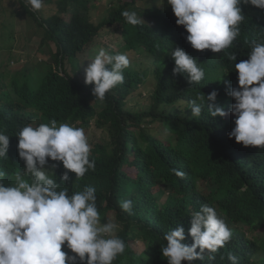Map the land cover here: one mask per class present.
<instances>
[{
  "label": "clouds",
  "instance_id": "clouds-1",
  "mask_svg": "<svg viewBox=\"0 0 264 264\" xmlns=\"http://www.w3.org/2000/svg\"><path fill=\"white\" fill-rule=\"evenodd\" d=\"M120 1L128 0H100V20ZM155 1L141 0L137 5L144 8ZM25 4L38 13L45 5L44 0H25ZM156 8L153 19L123 10L128 25L146 27L144 35L127 41L126 34L117 31L97 34L81 62L72 66L67 58L65 74L92 85L99 101L115 103L125 97L122 103L134 113L158 110L185 121L193 131H201L203 145L224 138L233 151L230 159L237 174L242 172L257 192L253 204L264 206V0H158ZM54 14L45 10L40 17L46 21ZM252 35L256 38L247 41ZM163 47H170L172 75L190 88L171 104L164 100L167 89L155 79ZM47 49L44 46L42 54ZM94 50L96 55L89 58ZM41 64L44 72L53 60ZM7 81L10 90L12 81ZM39 81L35 76L36 85ZM118 85L126 86L118 92ZM141 94L147 106L131 108V101L138 102ZM146 118L141 128L166 143L168 134ZM46 121L28 108H0V264H113L125 253L126 242L117 235L119 225L100 216L96 189L82 190L80 183L89 170H95L88 138L104 141L97 140L95 133H105L91 126L87 137L82 127ZM188 158L197 170L177 174L186 178L189 187H197L201 197L212 194L218 200L207 179V155L195 152ZM233 185L237 191L246 190ZM157 191L155 187L153 193ZM166 200L164 194L157 203ZM119 206L133 213L131 200H122ZM181 221L163 236L166 243L161 251L167 264L195 260L217 264L226 250L229 264H243L247 257L250 263L258 260L250 256L247 244L261 236L246 231L243 223L230 222L216 201L196 200ZM188 236L193 241L190 246L183 243Z\"/></svg>",
  "mask_w": 264,
  "mask_h": 264
},
{
  "label": "trees",
  "instance_id": "trees-1",
  "mask_svg": "<svg viewBox=\"0 0 264 264\" xmlns=\"http://www.w3.org/2000/svg\"><path fill=\"white\" fill-rule=\"evenodd\" d=\"M3 1L0 0V12L4 11ZM49 1L44 0L45 3ZM95 1L58 0L57 11L44 21L40 13L25 4V0H18L19 8H15L14 2L9 0V3L12 2L8 6L12 18H26L28 31L35 27L40 29L39 34L43 36L41 50L43 52L44 46L48 48L47 54L53 60V65L46 64V70L41 72V63L30 66L25 60L20 64L21 55L28 56L32 32L26 30L17 33L13 25L8 29L4 27L7 31L4 32L6 37L0 53L4 50L8 54L15 53L17 60L10 56L0 60L3 61L0 62V108L15 111L28 108L29 111L40 113L47 123L55 119L58 124L70 123L82 127L87 137L91 126L106 134L104 141L88 138L90 160H95V170H89L80 183L82 190L85 187L96 189L100 216L102 214L120 226L117 235L126 242V251L113 264H167L161 251L166 243L163 236L181 224L196 200L216 201L230 222L243 223L249 232L264 233V206L253 204L257 192L242 172L237 174L236 165L230 159L233 151L224 138L212 141L211 145H203L201 131H193L185 121L158 110L154 112L156 115L134 113L122 103L125 97L115 103L99 101L92 94V85H83L76 76L65 74L63 67L67 58L72 66L81 62L83 57L80 59V56L88 46H94L92 38L97 34L117 31L126 34L127 41L144 35L146 27L141 26L143 24L135 27L128 25L121 16L123 10L136 11L145 19H153L158 13V0L152 6L146 4L144 8L137 5L141 0L120 1V4L113 6L111 13L94 23L88 12L94 8ZM252 38H256L255 35L248 37L247 41ZM103 40L107 41L108 38ZM49 41L54 43L55 53H52ZM124 48L127 49V46ZM168 49L170 47H163L160 51L155 79L158 86L167 89L164 100L171 104L173 99L183 98L190 88L179 76L172 75L174 60L172 57L167 59ZM16 63L20 65L19 71H16ZM11 75V89L8 90L5 82ZM35 76L40 78L38 85L34 82ZM121 85L117 86L118 92L126 86L121 89ZM146 117H151L149 122L155 123L159 131L168 134L166 143L141 128ZM195 152L207 155V179L215 186L218 200L212 194L201 197L197 187H189L186 178L177 174L180 171L188 175L197 170V166L188 158ZM253 180L250 178V181ZM233 184L240 188L246 186V190L237 191ZM155 187L158 189L156 194L153 193ZM164 194L167 200L159 206L157 201ZM122 200L133 202L131 215L120 208L119 202ZM258 238L257 242L247 244L250 256H257L258 260L250 263L247 257L243 264H264V235L261 233ZM138 240L144 246L141 251L135 248ZM183 243L190 246L192 238L188 236ZM228 252L226 250L222 254L217 264H229L226 259ZM202 262L195 260L192 264Z\"/></svg>",
  "mask_w": 264,
  "mask_h": 264
},
{
  "label": "rangeland",
  "instance_id": "rangeland-1",
  "mask_svg": "<svg viewBox=\"0 0 264 264\" xmlns=\"http://www.w3.org/2000/svg\"><path fill=\"white\" fill-rule=\"evenodd\" d=\"M11 1L14 2L15 8H19L18 0H11ZM56 1H58V0H51L48 3L44 2L45 5L43 6V11L41 12V10H40L39 11V12H41L40 14L43 15L45 10H50V11H55L56 12L57 11V6H56L57 3H56ZM11 3H9V0H4L2 2V4L4 5L3 6L4 7V11L0 12V47H3L2 44H3L4 39L6 37L4 32L7 31V30H5L4 27L6 29H8L11 25H13L14 29H15V31L17 33H24L26 30L27 31L29 30V29H27L28 22L26 21V18L23 19V18H20V17H17V16L12 18L10 9L8 8V6ZM94 7H95V9L92 8L91 10H89L88 15L93 17L92 21L94 23H97L100 20V18L103 16L102 15V13H103V3H101V5H100V0H96L95 4H94ZM5 25H7V26H5ZM28 32H32L31 33V37L29 39V43H28V56H26V55L22 56L21 55L19 63L22 64L25 60H28V62L30 63V66H34L37 63H43V62L49 61V57L47 56V54L46 53L42 54V51H41L40 44L42 43V41H41V35L39 34L40 33V29L35 27L34 30H31V31H28ZM16 51H18V50L16 49ZM97 51L98 50H94V51L90 52L89 58H92L94 55H96ZM137 55H138V53H137ZM8 56L12 57L14 60H17V56H16L15 53L8 54V52L6 50H4V51H2L0 53V60L3 57L6 58ZM0 62H3V61H0ZM15 68L18 69L16 71H19L20 70V65H17V63H16L15 64ZM15 72H13L12 75ZM12 75L9 78L6 76V78L10 79L12 77ZM8 82L9 81H6L5 83H8ZM143 93H146V91L143 90ZM138 100H139L138 102L131 101L130 107L136 110V109H142V108L147 106L146 96L142 95V97L140 99H138ZM95 138L97 140L100 139V138H106V134L100 133V131H96ZM108 222L109 221H101L102 224H106ZM119 228H120V226H119ZM261 233L264 235L263 232H261ZM261 233L259 234L260 236H261ZM137 242H139V243L135 244V248H138L139 251L143 250L144 246L141 243V241L138 240Z\"/></svg>",
  "mask_w": 264,
  "mask_h": 264
}]
</instances>
